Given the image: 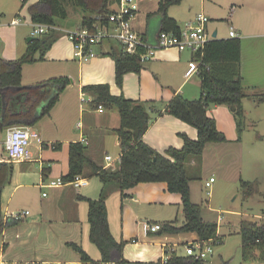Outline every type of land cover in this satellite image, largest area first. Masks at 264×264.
<instances>
[{"label": "crops", "instance_id": "1", "mask_svg": "<svg viewBox=\"0 0 264 264\" xmlns=\"http://www.w3.org/2000/svg\"><path fill=\"white\" fill-rule=\"evenodd\" d=\"M22 1L24 0H0V14L3 16L0 27L5 33L11 27H18L11 26L10 23L14 18L20 17V7H24ZM209 1L215 3L214 0ZM134 2L138 5V12L132 26L147 43L154 45L161 32V17L157 15L159 2ZM224 2L231 8L247 9V14L255 17L253 35L248 37L255 42L264 41V0ZM112 9L116 11L118 8L115 5ZM199 14L192 13L191 17L183 21L169 13L168 16L175 19L183 30L187 24L193 23ZM209 18L211 22L213 17ZM209 25L210 23L208 32L213 36L217 30L211 31ZM80 28L81 25L60 27L57 23L55 30L60 36L48 50L44 60L23 67L22 87H30L57 77H67L71 84L60 95L49 115L34 125H26L39 134L41 143L33 142L30 160L13 163L10 180L3 189L1 212L4 220L16 213L25 214L19 225L6 229L2 234L0 259L3 258V261L0 260V264H5L6 257L12 264H82L79 255L69 244L80 246L95 261L101 260L100 252H96L89 239L88 203L85 201L99 198L102 189L99 178L82 175L89 183L79 190L69 183L60 187H49L51 182L63 180L69 174L72 143L81 142L88 147L87 156L100 167L115 169L119 166L121 148L116 133L120 127L119 111L116 108H103L101 112L92 106L94 94L83 92L84 87L108 85L112 95L145 104L151 120L143 141L157 152L163 153L169 148L182 149L183 136L190 140H196L198 137L194 127L163 111L159 116L156 109L165 108L178 95L190 101L200 98L202 91L199 71L189 78L186 77L195 54L175 49L159 51L154 60L143 64L140 73L126 74L121 88L117 86L115 62L110 57L112 47H118V43L108 40L94 48V59L81 61L75 57L73 44L67 37L68 32ZM31 32L21 33L15 29L8 37L3 36V39H0V58L6 61L21 58L28 49ZM238 32L242 34L239 30ZM36 57L39 58V54ZM47 64L54 67L49 74L41 75L45 71L40 70L32 79L27 78V69L31 71L32 66ZM42 67L40 69H43ZM241 71L243 86L249 94L243 100V107L247 110L244 101L248 100L250 106H258L260 103L253 95L264 92V55H246L242 49ZM19 102L12 103L11 107L16 108ZM248 112L247 110L246 113ZM220 113L233 119L231 110L226 106L212 105L208 109V116L215 120L217 129L223 134H228L219 127L217 116ZM8 129L0 128V144L4 145V149ZM224 145L227 144H208L201 158L192 157L185 163L186 174L190 179L191 200L201 207L204 221L217 223L218 237L222 239L223 244V237L233 234L242 239L240 225L235 227L231 219L223 216L224 213L222 217L212 221L211 214L215 213V209L211 205L204 208L199 203L196 186L202 191L204 184L207 187L210 183L208 178L215 184L217 173L208 172L207 156L210 151H218L217 163L221 165L223 159L219 154ZM106 156L112 157L111 164L105 161ZM3 161L5 162V159ZM88 173L89 170H86V174ZM207 188H212L211 183ZM45 189H51L50 195L44 192ZM35 190L37 193L34 196ZM125 194L127 197L122 198L119 191L113 192L107 199V209L112 235L118 242L125 243L123 258L126 261L135 264H162L171 252H176L179 256L185 255L180 249L199 241L196 233H152L147 229L145 223H170L177 228L186 223L182 196L169 192L165 183H143L125 191ZM225 214L230 215L227 211ZM54 242L57 245H54ZM240 249L242 251V245Z\"/></svg>", "mask_w": 264, "mask_h": 264}, {"label": "trees", "instance_id": "2", "mask_svg": "<svg viewBox=\"0 0 264 264\" xmlns=\"http://www.w3.org/2000/svg\"><path fill=\"white\" fill-rule=\"evenodd\" d=\"M161 17V31L179 34L181 28L175 19L168 16L172 6L180 5L183 0H157ZM119 0H39L29 9L34 24L57 26L58 20L68 18L67 5L79 9L82 14L81 27L92 29L94 25H108L107 16ZM59 32L51 29L43 37L30 42L26 53L15 61L0 58V128L8 129L17 125H34L49 115L60 95L71 84L67 77L51 78L47 81L22 87L23 67L43 61L46 53L58 40ZM118 43V42H117ZM112 47L110 57L115 62L116 83L123 86L124 76L140 73L143 63L140 53L128 54L122 46ZM242 41L237 39H216L210 41L203 53L195 56L199 63L201 96L198 100H187L176 96L165 108L160 107L157 114H170L197 130L196 140L184 137L181 150L170 148L164 157L144 143L143 138L150 125V113L145 104L114 96L108 85H91L83 92L94 94L92 106L112 109L120 114V127L116 133L120 139L121 159L115 169L98 166L87 156L88 147L77 142L70 145V172L63 179L71 183L77 176L97 177L102 183L99 198L85 199L88 203V222L90 242L98 249L101 260L95 261L76 244H69L80 257L82 264H135L123 258L124 242H118L111 233L107 199L119 191L126 198L125 191L143 183H165L168 191L179 193L183 200L186 223L177 228L173 224H162L160 232L176 234L196 233L199 241H214L223 244L218 237L217 223L206 222L201 215V207L191 200L190 179L186 174L185 163L188 159L201 158L206 145L226 142L225 135L217 129L214 119L208 116L210 106H226L234 114L239 132L245 123L243 100L249 96L243 86L241 71ZM143 52V51H142ZM39 54V58L36 56ZM258 103H264V92L253 95ZM19 105L11 107L12 103ZM4 102L6 105H4ZM154 103H151L153 105ZM163 111V112H162ZM8 127V128H7ZM9 163H0V237L3 232L19 225L20 221L4 220L1 212L2 192L12 174ZM86 170L90 173L86 174ZM245 198L252 196L258 184L241 180ZM242 236V255L246 264H264V219L262 221L244 220L240 224ZM186 245V244H185ZM138 264V263H136ZM167 264H204L189 256H179L171 252Z\"/></svg>", "mask_w": 264, "mask_h": 264}, {"label": "rangeland", "instance_id": "3", "mask_svg": "<svg viewBox=\"0 0 264 264\" xmlns=\"http://www.w3.org/2000/svg\"><path fill=\"white\" fill-rule=\"evenodd\" d=\"M214 1L215 3L209 0H183L180 5L172 6L168 13L174 15L181 21L191 17L192 13H204L208 18L213 17L209 27L211 31L217 30V39H228L230 27L232 26L242 33L239 38L242 40V49L246 55H252L253 53L264 55V41L255 42L248 37L253 35L252 29L255 25V17L253 15L249 16L247 9H238V7L231 8L224 0ZM35 2L36 0L22 1L24 7L23 9L20 7L19 15L20 18L24 19L23 25L11 27L6 33L0 27V39H3V36L8 37L15 29L21 31V33L27 32L28 34L32 31L33 23L30 20L29 7ZM202 7H204V10H202ZM66 9L68 18L66 20H58V25L60 27L81 25L82 14L80 10L71 5H67ZM6 18H8V15ZM41 66H43V69H40ZM30 68L31 71L30 69L26 71L28 79H32L33 75H37L40 70L45 71L41 75L49 74L54 67L47 64L35 65ZM244 102L249 112L246 113L247 110L244 109L245 123L240 132L233 113V119L223 113L218 114L220 129L228 133H224L226 137V142L224 143L227 145H224L225 147L219 154L223 162L221 165L217 163L219 158L216 153L218 151H210L207 156L208 172L212 173L215 171L217 173L215 184L211 178H208L212 188H207L204 184L203 190L201 191L198 189L199 186H196V197H198L199 203L204 208L211 205L215 209V213L211 214L212 221H216L224 213L223 216L231 219L235 227L239 226L242 220L257 222L264 219V103H260L258 106H250L248 100ZM17 127H26V125H17ZM231 140L232 142H230ZM168 150L163 153H158L164 157H168ZM6 157L4 145L0 144V162H4L3 160L5 159L6 163L13 165L12 162H8ZM241 180L258 184L257 190H253L252 196L248 199L245 198L243 193ZM44 192L50 195L51 189H45ZM36 193V190L33 191L34 196ZM209 201L210 203H208ZM225 211L230 215H226ZM260 216H262V219H260ZM145 225L148 224L145 223ZM223 239L224 244L215 245L213 255L204 264H246L240 249L242 245L241 237L233 234V236L223 237ZM54 245L57 244L54 242ZM92 246L96 252H99L94 245ZM1 248L2 237L0 238V250ZM180 250L185 254V246ZM0 260L3 261V258ZM4 260L5 264H12L11 260L7 257Z\"/></svg>", "mask_w": 264, "mask_h": 264}, {"label": "built area", "instance_id": "4", "mask_svg": "<svg viewBox=\"0 0 264 264\" xmlns=\"http://www.w3.org/2000/svg\"><path fill=\"white\" fill-rule=\"evenodd\" d=\"M116 11L107 16L108 25H94L92 29L80 28L73 32H68L67 37L74 47L75 57L81 61H89L96 57L94 48L108 40L118 42L125 53H140V60L143 64L154 60L156 54L162 50L175 49L179 52H191L195 56L203 53L206 45L214 40L208 32L210 19L205 14H199L193 23L187 24L179 34L173 32L161 31L156 43L151 45L146 42L145 38L136 32L132 26V21L138 12V5L134 0H119L116 4ZM0 14V20L2 19ZM23 23L20 17L14 18L10 25L19 26ZM56 29V26L43 24H34L32 27L31 37L37 38L46 34L49 30ZM241 34L234 28L230 27L228 37L237 39ZM143 51V52H142ZM199 71V63L193 59L189 64L186 77H191ZM102 112L103 108L99 107ZM33 142H40L39 134L29 127H10L7 131L5 150L8 162H26L30 160V148ZM105 161L113 162L111 156H106ZM87 178L77 176L73 182L69 183L76 189L88 185ZM65 185L63 180H57L50 183L49 187H60ZM210 183L207 184V187ZM46 194H44L45 196ZM25 213H16L9 218L19 221L22 220ZM149 232L157 233L162 229L161 224H148ZM214 241H198L185 246V256L193 257L196 260L205 262L214 253ZM168 258L162 264H167Z\"/></svg>", "mask_w": 264, "mask_h": 264}, {"label": "water", "instance_id": "5", "mask_svg": "<svg viewBox=\"0 0 264 264\" xmlns=\"http://www.w3.org/2000/svg\"><path fill=\"white\" fill-rule=\"evenodd\" d=\"M213 38H214V40L217 39V32H215V33L213 34ZM35 39H36V38H34V37H30V38L28 39V42L30 43V42L34 41ZM4 105H6L5 102H4Z\"/></svg>", "mask_w": 264, "mask_h": 264}]
</instances>
